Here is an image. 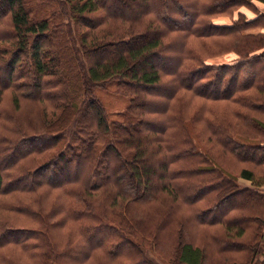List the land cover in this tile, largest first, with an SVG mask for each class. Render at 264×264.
Listing matches in <instances>:
<instances>
[{
	"label": "trees",
	"instance_id": "obj_1",
	"mask_svg": "<svg viewBox=\"0 0 264 264\" xmlns=\"http://www.w3.org/2000/svg\"><path fill=\"white\" fill-rule=\"evenodd\" d=\"M221 15L231 21L218 23ZM117 16L125 27L97 30ZM257 26L264 28V0H0V101L13 87L16 104L29 97L42 104L29 129L20 124L0 136V195L38 191L31 200L41 206L7 204L0 264H31L16 248L32 264H155L144 248L153 236L172 264H257L264 30L249 31ZM173 29L182 31L167 38ZM231 52L234 59L218 60ZM112 80L131 95L122 122L108 121L94 93ZM221 100L231 115L215 111ZM234 158L250 164L238 178L252 186H239ZM42 186L68 201L44 212ZM138 202L150 209H136ZM69 220L77 232L48 243ZM218 223L224 232L214 230Z\"/></svg>",
	"mask_w": 264,
	"mask_h": 264
},
{
	"label": "rangeland",
	"instance_id": "obj_2",
	"mask_svg": "<svg viewBox=\"0 0 264 264\" xmlns=\"http://www.w3.org/2000/svg\"><path fill=\"white\" fill-rule=\"evenodd\" d=\"M64 1V0H63ZM66 7L67 4L65 3ZM69 8V5H68ZM148 16L150 17V19H152V17L155 16L154 11L149 13ZM149 19V20H150ZM156 21V17L154 18ZM216 21L218 23H227L231 21V17L228 15H221L219 17H217ZM125 19L123 16H117V17H108V19H106V21L97 28V30H107L110 31L113 28H123L125 27ZM76 28V30L82 31L83 29H85V27H83V24L78 25V26H74ZM262 29V26H257V27H253L251 28L249 31L253 32V33H258L260 31H263L264 28L262 30L259 31V29ZM182 30H172L168 33L167 38L171 37L174 34H178L179 32H181ZM77 32V31H76ZM176 36V35H175ZM174 36V37H175ZM187 38V37H186ZM188 41L190 42H194V44H199L197 41V38L193 35H190V39L187 38ZM197 40V41H196ZM237 56V54L231 52L228 54H225L221 57H219V61H230L232 59H234ZM174 76L172 75H165L166 79H172ZM119 81H115L112 80L104 85L98 86L95 88V95L96 97L99 99V101L101 102V104L103 105V107L105 108L106 111V116L108 118L109 122H122L123 117H122V113H124L129 105V101H130V97L131 95L129 94V89L127 88L125 90H123L121 87H119L118 84ZM62 87H58L56 90H61ZM154 91L153 93H155V96L158 97H162L165 96V94L167 92L164 91H157V90H152ZM14 96V90L13 87H9L8 89H6V91L3 93L1 101H0V136L3 137H10L13 135V133L11 132L12 129H16L17 125H22V127H26V128H30V123L32 120H37V122L41 119V115H40V108H41V100L39 99H35L33 97H29V98H21L19 100V105L16 104V102L13 99ZM154 96V95H153ZM49 104V103H48ZM45 103L46 106H48V112L49 113H54V111H58V108L54 105ZM195 106V105H194ZM215 111L217 113L220 114H228L231 115L232 111H231V103L229 101H225V100H221L219 102H216L214 105ZM43 109V108H42ZM2 110H5V114L8 113V117H6V115L1 112ZM233 110V107H232ZM195 112V110L193 111V113ZM257 114L259 115L258 117H260L262 119V114L260 112H257ZM10 115V116H9ZM15 117V118H14ZM264 120V118H263ZM19 123V124H18ZM62 131V130H60ZM1 138V137H0ZM157 144H159V142H157ZM161 144V142H160ZM165 145V144H164ZM173 154V152H171V155ZM43 160V159H42ZM26 161H28V159H26ZM174 165H178V164H174ZM243 165H250V164H244L241 163L240 161H238L237 159L234 158V163L233 169H231V173L237 175L236 180L239 182V186L240 187H245V186H252V182L249 179H246L244 177H239L238 178V174H239V169L243 166ZM178 167L173 168L172 170L176 169ZM78 170H76L77 172ZM46 187L49 186H42L41 190L39 189V192L43 195H41V200L40 203L43 205V210L46 213L51 212V208L54 207V205L58 204V202H64V201H68L69 198H67L65 195H62V191L58 188H53L52 189L46 191ZM264 189V187H262ZM38 191H33L30 193H13V192H5L2 193L0 195V220H10V216L12 215V212H10L8 210V208L6 207L7 204L11 201H15L19 198H23L26 199L27 201L33 202L34 205L38 208H41V206L38 203H35L34 201L31 200L32 197H39L37 195ZM169 195V191H166ZM34 193V194H33ZM167 193H164V195L167 197H169V195ZM16 198V199H15ZM121 201V199L119 200V202ZM149 203H137L136 205V209L142 211L143 213L147 212V210L150 209V205H148ZM184 202L181 201L179 206H180V212L181 213H186L188 211L187 207L184 206ZM66 206V205H65ZM229 207V205H228ZM65 208V207H64ZM151 208H155L154 205L151 206ZM229 209V208H228ZM226 209V210H228ZM136 212V211H135ZM47 214H44V216H46ZM20 217V215H18ZM56 218V217H54ZM53 218V219H54ZM159 221V220H158ZM221 221V220H219ZM182 221H176L174 224L175 225H181ZM224 224L225 223H218L214 226V230H218L221 232H224ZM227 225V224H226ZM64 226H61V228L56 229V235H54V229L53 232L48 234V243H54V236L55 237H68V239L72 236V234L76 233V225L72 220H69L67 225L63 228ZM213 227V226H211ZM179 228L176 227V229ZM181 228V227H180ZM180 228L178 230H180ZM183 229V228H182ZM192 229V227H191ZM169 230V229H168ZM167 230V231H168ZM184 230V229H183ZM192 231H194V228L192 229ZM198 236L201 237L202 235H206V231H200L197 232ZM78 237V236H77ZM132 238L136 241L139 242L138 238L133 237ZM153 239H147V241H150L151 243H146L144 248H145V253L146 256L148 258H150L155 264H172L171 261H169L168 259L165 258H169L168 256H163L159 253H162V241L161 242H153L154 241V236L152 237ZM62 243V239H60ZM65 242H63L64 246ZM169 245V243H168ZM52 246V245H51ZM163 247L165 248L166 246L163 245ZM49 250L48 254H53L54 249L52 250V247H48L47 248ZM17 252L22 253L23 258L28 261L30 259L31 264L33 262L32 258L28 255V253H24V251H22L21 249L16 248ZM215 253V252H214ZM174 264V263H173Z\"/></svg>",
	"mask_w": 264,
	"mask_h": 264
},
{
	"label": "crops",
	"instance_id": "obj_3",
	"mask_svg": "<svg viewBox=\"0 0 264 264\" xmlns=\"http://www.w3.org/2000/svg\"><path fill=\"white\" fill-rule=\"evenodd\" d=\"M262 29L260 28L259 31L262 30ZM263 248H264V246H263ZM257 264H264V250L261 251V254L258 257Z\"/></svg>",
	"mask_w": 264,
	"mask_h": 264
}]
</instances>
